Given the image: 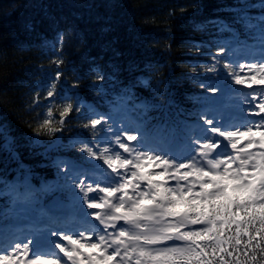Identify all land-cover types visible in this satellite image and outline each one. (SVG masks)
Masks as SVG:
<instances>
[{
    "label": "snow or ice",
    "instance_id": "6c2138e0",
    "mask_svg": "<svg viewBox=\"0 0 264 264\" xmlns=\"http://www.w3.org/2000/svg\"><path fill=\"white\" fill-rule=\"evenodd\" d=\"M77 7L88 11L110 9L114 4L85 0ZM98 19L104 21L105 31L112 30L109 15ZM27 27L32 30L31 25ZM63 39L64 32H57L56 43ZM53 51L59 68L64 63L62 48L53 47ZM222 54L223 49L218 55ZM239 69V74L231 73L232 84L253 90L264 87V63H241ZM89 71L97 73V79L86 87L103 92L96 85L111 74L94 61ZM54 78L59 80L61 72ZM206 90L215 94L219 89ZM54 95L53 90L46 93L49 101ZM125 96L136 107L134 93ZM74 111L80 114L81 109L75 103L64 104L57 125L49 107L37 134L63 133L66 118ZM247 115L258 119L231 129L216 126L219 121L201 115L200 122L211 138L191 140V150L182 160L149 147L135 129L106 130L115 137L109 140L115 147L101 151L89 142L81 151L102 160L109 182L93 186L78 179L75 183L94 227L71 233L51 231L52 245L62 255L29 258L32 241L18 242L11 254L0 255V264H264V99L252 95ZM84 119L85 130H97L107 123L100 115H85ZM18 183L33 196L48 190L43 184L39 189L33 187L27 177Z\"/></svg>",
    "mask_w": 264,
    "mask_h": 264
},
{
    "label": "trees",
    "instance_id": "16d2710c",
    "mask_svg": "<svg viewBox=\"0 0 264 264\" xmlns=\"http://www.w3.org/2000/svg\"><path fill=\"white\" fill-rule=\"evenodd\" d=\"M240 1L110 0L114 4L110 9L86 11L77 7L85 0H0V187L25 177L41 187L55 178L56 156L85 161L73 139L92 142L100 137L98 129L83 128L84 116L89 117L86 107L66 118L63 133L37 134L46 118L49 83L57 71L61 78L56 83L54 124L59 121L57 104L66 93L75 104H92L105 115L111 114L121 94L132 92L147 105L152 120L179 118L181 123L186 115L195 118L198 84L192 67L203 55L198 47L217 48L222 22L245 40L240 21L248 11L237 7ZM104 15L112 18L110 32L98 19ZM61 31L64 39L56 43ZM53 47L62 48L64 63L59 68ZM93 61L111 74L96 85L103 92L86 87L97 79V73L89 71ZM137 80L140 83L130 88ZM76 83L78 89L72 87ZM36 140L46 143L39 156L32 150ZM9 206L8 201L1 205Z\"/></svg>",
    "mask_w": 264,
    "mask_h": 264
},
{
    "label": "rangeland",
    "instance_id": "374dc122",
    "mask_svg": "<svg viewBox=\"0 0 264 264\" xmlns=\"http://www.w3.org/2000/svg\"><path fill=\"white\" fill-rule=\"evenodd\" d=\"M239 6L248 11L242 15L241 21L239 20L244 25L245 40L239 37L235 28H232L226 22H222L219 25L220 34L217 48L211 49L208 47L206 50H200V47H198V51H201L203 55L198 58L201 59L200 64L195 63L192 67L193 72L196 74L194 82L198 84L196 93L199 112L195 115V118L192 119L189 115H186L181 122L182 124L179 118L169 121L167 117L157 122L148 118L147 105L137 100L136 107L133 108L129 105L128 100L130 98L125 96L126 92L117 98L116 103L112 106L111 115L108 116L90 110L88 108L90 104L79 101L76 104H78L77 107L81 109V112L83 107H86L89 117L95 118L96 115H100L107 121L102 127L98 128L101 132L100 137L92 141L90 146L101 151L104 147H115L114 143L109 144V140L114 141L115 137L107 133L106 130L111 128L114 131L128 127L137 130L149 147L166 152L177 160H182L191 150V140L211 138L208 136L205 124L200 122L201 115H208L220 123L224 121H247L250 123L258 119L247 115L248 99L252 95H256L258 99H264V87L254 86L253 90L245 86H236L231 83V73L235 71L239 74V64L241 63H264V0H241L237 7ZM237 10L238 8H235V11ZM221 49H223V54L218 55ZM214 65L217 70L213 67ZM223 66L225 69H223ZM244 72L246 73L247 69H244ZM57 82L58 80L54 78L48 87V90L54 91V97L51 101L46 97V109L48 110L50 107L53 111L52 120L56 118L54 110L56 109V99L59 92L51 86L56 85ZM214 87L219 89L215 94L206 90ZM66 103H74L69 93L60 98L57 107L62 110L63 105ZM46 118H48L47 111ZM220 123L216 126L223 127ZM240 125L242 127L243 123ZM72 142L85 161L79 162L77 158H70L65 155L56 157L52 163L55 179L47 185L48 190L33 196L31 191H26L24 186L18 182L7 183L0 187V232L3 233L5 230L13 229V227L18 228L19 234L22 235L21 244L32 241L29 258H34L35 255L51 257L59 254L58 250L54 249L52 245V239L54 238L49 235L51 230L49 229L50 232L46 233V236L42 235L40 231L45 227H49L47 224L40 222L39 226L33 229L28 226L31 223L30 220L40 219L45 211L71 207L74 215L76 214L79 218L80 222L77 225L72 227L62 226L57 231L71 233L81 229V227L82 229L94 227V222L88 217V210L83 207V204L80 205L82 198L75 183L78 179H84L86 183H93V186L96 183L106 184L109 182L106 178L109 173L102 160L87 157L86 153L81 151L84 145L89 142L79 139H73ZM35 143L36 145L33 146L32 150L39 156L43 153L46 143L41 140H36ZM71 170H81V172L79 176L71 177L70 174L73 173ZM91 174H95L100 179L97 178L99 182L91 179ZM29 181L36 188L34 182ZM28 196L30 198L27 199ZM57 197L63 198V201L56 205L50 204L56 201ZM5 201H8L10 206L3 209L1 205ZM58 214H60V211H58ZM53 230L55 228H52ZM35 244H38L40 248V251L37 250L39 253H34L33 247ZM14 250L13 243H9L7 247L0 250V255L11 254Z\"/></svg>",
    "mask_w": 264,
    "mask_h": 264
},
{
    "label": "bare ground",
    "instance_id": "6f19581e",
    "mask_svg": "<svg viewBox=\"0 0 264 264\" xmlns=\"http://www.w3.org/2000/svg\"><path fill=\"white\" fill-rule=\"evenodd\" d=\"M250 52H252V50H250ZM242 123H243L242 127L247 126L249 124L247 121H243V122H232V121L231 122H227V121H224L223 123L221 122L220 124H222V126L225 129H231L232 127H241L240 124H242ZM71 171L73 172L72 174H70L71 177L79 176V174L81 172V170H71ZM68 174H69V172H68ZM97 178L98 177L95 176V174H91V179H93V180L95 179L96 182H97L98 180H100L99 178L97 180ZM100 184H102V183H100ZM28 198H30V196H28L27 199ZM80 205H82V202L80 203ZM58 211H60L59 215L57 214ZM60 218H62L63 221L62 220L60 221ZM37 221L44 222V224H47V226H49V227H45L44 229L40 230L42 235H45V236H46V233L48 234L50 232V230L52 231V228L53 229L55 228V230L57 231L62 226L68 225V226L72 227V226L77 225L80 222L79 218L77 217V215L76 214L74 215V212L71 209V207L66 208V209H59V210H55L54 209L53 211H45V213L40 217V219H37L35 222H37ZM81 229H82V227H81ZM19 233L20 232H19L18 228H16V227H13V229L5 230V232H3V233L0 232V250H2L3 248L7 247L9 243H13V242L21 243L22 242L21 241L22 238H21ZM33 248H34V253H39L40 248H39L38 244H35ZM37 250H39V251H37Z\"/></svg>",
    "mask_w": 264,
    "mask_h": 264
},
{
    "label": "water",
    "instance_id": "95a60500",
    "mask_svg": "<svg viewBox=\"0 0 264 264\" xmlns=\"http://www.w3.org/2000/svg\"><path fill=\"white\" fill-rule=\"evenodd\" d=\"M53 145H50L48 149H51Z\"/></svg>",
    "mask_w": 264,
    "mask_h": 264
}]
</instances>
